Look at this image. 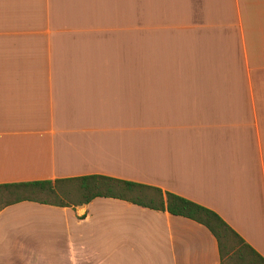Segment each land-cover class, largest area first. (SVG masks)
<instances>
[{
	"label": "crops",
	"instance_id": "crops-1",
	"mask_svg": "<svg viewBox=\"0 0 264 264\" xmlns=\"http://www.w3.org/2000/svg\"><path fill=\"white\" fill-rule=\"evenodd\" d=\"M100 175L215 212L264 258V0H0V184ZM0 264H219L123 200L0 210Z\"/></svg>",
	"mask_w": 264,
	"mask_h": 264
},
{
	"label": "trees",
	"instance_id": "trees-1",
	"mask_svg": "<svg viewBox=\"0 0 264 264\" xmlns=\"http://www.w3.org/2000/svg\"><path fill=\"white\" fill-rule=\"evenodd\" d=\"M95 198L123 200L205 226L217 242L219 264H264V258L215 212L158 188L100 175L0 184V210L23 201L74 209Z\"/></svg>",
	"mask_w": 264,
	"mask_h": 264
},
{
	"label": "rangeland",
	"instance_id": "rangeland-1",
	"mask_svg": "<svg viewBox=\"0 0 264 264\" xmlns=\"http://www.w3.org/2000/svg\"><path fill=\"white\" fill-rule=\"evenodd\" d=\"M3 195V197H4V194H2ZM0 204H1V202H0Z\"/></svg>",
	"mask_w": 264,
	"mask_h": 264
}]
</instances>
